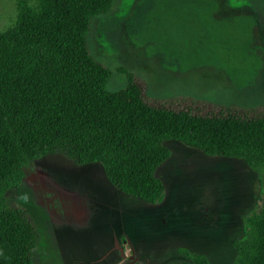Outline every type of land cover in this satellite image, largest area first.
Returning <instances> with one entry per match:
<instances>
[{
  "label": "trees",
  "instance_id": "16d2710c",
  "mask_svg": "<svg viewBox=\"0 0 264 264\" xmlns=\"http://www.w3.org/2000/svg\"><path fill=\"white\" fill-rule=\"evenodd\" d=\"M116 1L16 0L14 22L0 29V264H33L40 236L15 196L36 161L63 154L77 166L99 164L115 189L159 205L166 190L156 173L172 155L169 141L242 160L258 174L261 193L243 217L233 264H264V106L152 98L135 76L127 90L109 92L111 71L88 39ZM178 253L183 264H209Z\"/></svg>",
  "mask_w": 264,
  "mask_h": 264
},
{
  "label": "rangeland",
  "instance_id": "374dc122",
  "mask_svg": "<svg viewBox=\"0 0 264 264\" xmlns=\"http://www.w3.org/2000/svg\"><path fill=\"white\" fill-rule=\"evenodd\" d=\"M16 15V0H0L2 31ZM88 45L111 71V93L127 90L128 76H135L152 98L183 95L225 106H264V3L258 0H117L108 15L94 20ZM165 144L172 156L157 171L165 202L159 207L118 193L124 216L143 221L149 236L166 237L170 247L180 240L197 246L189 227L212 238L228 235L232 247L244 236L243 217L257 205L258 174L242 160L208 157L176 141ZM86 170L104 176L101 165L80 167L63 154L48 155L26 171L15 202L37 221L43 237V216L64 221L75 208L80 213L91 195L104 201L113 193L96 186L103 184L100 178ZM165 253L160 250L159 263L178 264L177 254Z\"/></svg>",
  "mask_w": 264,
  "mask_h": 264
},
{
  "label": "crops",
  "instance_id": "0c3cea01",
  "mask_svg": "<svg viewBox=\"0 0 264 264\" xmlns=\"http://www.w3.org/2000/svg\"><path fill=\"white\" fill-rule=\"evenodd\" d=\"M165 146L168 147L166 144ZM86 171L94 179L100 178L103 184L96 186L106 185V188L111 189L113 193L104 201L98 195L95 197L94 194L91 195L93 200L91 202L87 200L84 206L81 205L80 213L77 214L78 207L75 208L72 216L70 213L72 219L53 221L47 215L43 216L40 219V226L46 232L44 237L37 221L31 216L40 236L33 264H165L158 262V259L163 258L159 255L160 250L165 251V254L167 252L177 254L178 264H183L185 258L179 255V249L187 250L194 257L205 256L209 264H233L228 255V249L231 247L228 243V235H225V239L222 234L212 238V235L189 227L194 231V234L191 233L192 231H189V234L195 237L197 246H192V241L180 240L170 247L168 242L172 241L164 239L166 237L149 236L151 233L144 229L143 221L139 222L130 216L127 220L122 208L123 198L118 194L121 192L109 183L105 174L100 177L93 172L90 173L89 170ZM166 197L167 193L163 203ZM162 204L158 206L161 207ZM159 207L154 209L155 212L160 209ZM138 231L140 234L136 233ZM159 232L163 233L157 231ZM212 242L216 243L210 249ZM234 242L231 250H234L236 258ZM164 247L167 249L164 250Z\"/></svg>",
  "mask_w": 264,
  "mask_h": 264
}]
</instances>
